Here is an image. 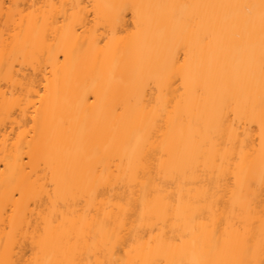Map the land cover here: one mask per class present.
Returning a JSON list of instances; mask_svg holds the SVG:
<instances>
[{"label": "bare ground", "instance_id": "bare-ground-1", "mask_svg": "<svg viewBox=\"0 0 264 264\" xmlns=\"http://www.w3.org/2000/svg\"><path fill=\"white\" fill-rule=\"evenodd\" d=\"M0 264H264V0H0Z\"/></svg>", "mask_w": 264, "mask_h": 264}]
</instances>
